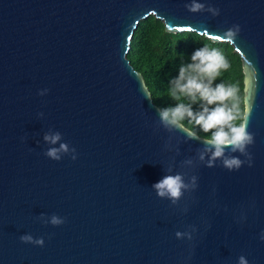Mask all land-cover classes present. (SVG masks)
I'll return each instance as SVG.
<instances>
[{"label": "water", "instance_id": "water-1", "mask_svg": "<svg viewBox=\"0 0 264 264\" xmlns=\"http://www.w3.org/2000/svg\"><path fill=\"white\" fill-rule=\"evenodd\" d=\"M190 2L0 0V264H237L240 255L264 264V0H200L218 16L190 12ZM149 13L168 31L227 40L240 54L251 167H207L197 158L206 136L188 140L159 124L125 55ZM49 129L77 149L76 160L44 155ZM187 158L195 166L181 167ZM173 162V174L198 177L178 205L152 189ZM41 213L66 222L45 224ZM189 225L193 239H178ZM24 234L45 244L24 243Z\"/></svg>", "mask_w": 264, "mask_h": 264}, {"label": "clouds", "instance_id": "clouds-1", "mask_svg": "<svg viewBox=\"0 0 264 264\" xmlns=\"http://www.w3.org/2000/svg\"><path fill=\"white\" fill-rule=\"evenodd\" d=\"M185 7L190 12H210L213 16L220 14V9L206 5L200 0H191ZM241 31L239 24L233 25L226 30L229 39H235ZM229 67L227 60L217 49L204 46L197 49L191 56V62L181 65L179 75L170 81L169 96L177 103L175 106L158 108L159 124L168 131L183 130L187 133L188 140H201L195 132L186 130L185 120L194 123L204 133H210L202 139L203 147L197 150L199 162L207 167H214L219 160L222 166L228 170H238L245 163L249 167L253 164L252 153L248 146L254 144V133L248 130L250 112L246 113L241 120L238 90L232 85L215 83L222 70ZM49 89H41L39 95H46ZM187 100L188 102H184ZM199 104V110H194L193 105ZM44 116L43 112L38 114ZM241 121V122H237ZM43 140L50 145L44 155L50 159L59 161L65 155H70L72 160L78 158V152L68 142L63 141L60 131L49 129L43 135ZM179 150H177L178 152ZM240 153L246 157L242 160ZM181 167H192L196 159L187 158L180 162ZM175 164H169L166 173L158 182L152 185L158 197L168 199L171 204L178 205L185 192H193L198 188V177L191 175L186 180L187 173L177 172L173 174ZM187 211V208L184 209ZM246 219V217H244ZM37 219L45 224L59 226L66 222V218L57 214L50 217L41 213ZM198 231L195 225H189L185 231L175 233L178 239H193V233ZM260 239L264 241V231L260 233ZM24 243L43 246V237H33L31 234L20 236ZM237 264H249L245 255H240Z\"/></svg>", "mask_w": 264, "mask_h": 264}, {"label": "trees", "instance_id": "trees-1", "mask_svg": "<svg viewBox=\"0 0 264 264\" xmlns=\"http://www.w3.org/2000/svg\"><path fill=\"white\" fill-rule=\"evenodd\" d=\"M204 46L219 50L227 60L229 67L222 70L215 83L223 82L237 88L242 120V59L230 41L212 40L194 30L168 31L161 19L149 13L137 21L125 55L132 66L142 73L153 102L162 108L175 106L177 102L169 96L170 81L179 75L181 65L191 62L194 51ZM193 108L198 111L199 104L193 105ZM183 123L202 136L210 135L201 131L194 123L187 120Z\"/></svg>", "mask_w": 264, "mask_h": 264}]
</instances>
